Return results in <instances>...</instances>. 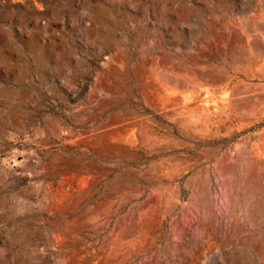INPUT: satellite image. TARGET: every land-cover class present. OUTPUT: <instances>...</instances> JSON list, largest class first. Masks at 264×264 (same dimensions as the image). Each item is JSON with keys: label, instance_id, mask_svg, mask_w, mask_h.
<instances>
[{"label": "rangeland", "instance_id": "obj_1", "mask_svg": "<svg viewBox=\"0 0 264 264\" xmlns=\"http://www.w3.org/2000/svg\"><path fill=\"white\" fill-rule=\"evenodd\" d=\"M0 264H264V0H0Z\"/></svg>", "mask_w": 264, "mask_h": 264}, {"label": "bare ground", "instance_id": "obj_2", "mask_svg": "<svg viewBox=\"0 0 264 264\" xmlns=\"http://www.w3.org/2000/svg\"><path fill=\"white\" fill-rule=\"evenodd\" d=\"M260 25L262 26V24H260ZM260 25H259V26H260ZM262 28H263V27H262ZM212 91H213V90H212ZM204 102H205V101H204ZM209 103H210V102H209ZM203 104H204V103H203ZM216 104H217V103H216ZM203 106H204V105H203ZM201 107H202V105H201ZM209 107H210V106H209ZM205 108H206V107H205ZM184 111H185V110H184Z\"/></svg>", "mask_w": 264, "mask_h": 264}]
</instances>
